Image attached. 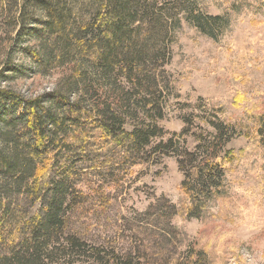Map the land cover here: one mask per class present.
<instances>
[{
	"label": "trees",
	"instance_id": "trees-1",
	"mask_svg": "<svg viewBox=\"0 0 264 264\" xmlns=\"http://www.w3.org/2000/svg\"><path fill=\"white\" fill-rule=\"evenodd\" d=\"M181 15L207 35L221 20L192 0H0V32H13L37 73L60 70L55 87L34 98L0 90V264H72L75 255L96 264H212L203 248L181 249L170 224L152 229V217L176 211L161 198L127 219L135 242L127 249L67 229L87 194L117 199L134 168L157 156L176 157L189 217H201L222 185L229 126L212 123L198 156L182 146L188 128L158 125L169 97H180L165 66ZM3 55L0 82L14 74V53ZM23 203L41 210L27 218Z\"/></svg>",
	"mask_w": 264,
	"mask_h": 264
},
{
	"label": "rangeland",
	"instance_id": "rangeland-1",
	"mask_svg": "<svg viewBox=\"0 0 264 264\" xmlns=\"http://www.w3.org/2000/svg\"><path fill=\"white\" fill-rule=\"evenodd\" d=\"M192 1L198 9L221 20L207 35L181 15L165 66L170 86H176L180 97H169L165 117L158 125L176 133L188 128L182 146L198 156V146L215 133L213 124L229 126L230 137L221 153H226L229 161L222 185L204 199L201 217H189L182 205L180 185L184 176L176 157L157 156L142 168H134L117 199L99 202L95 195L87 194L85 204L70 213L67 229L96 245H108L104 241L111 240L112 245L127 249L135 246L127 219L145 212L161 198L172 203L176 211L152 217V229H166L170 224L169 228L182 236L181 249L190 245L203 248L212 264H264V0ZM13 36L8 30L0 32V69L5 49L14 53L10 57L14 74L6 72L0 90L24 98L52 90L60 70L46 74L34 71L20 52L24 46L16 47ZM20 68L26 74L18 73ZM131 124L129 120L126 128L131 129ZM22 209L29 218L41 206L23 203ZM154 234L158 238L159 232ZM71 261L96 264L77 255Z\"/></svg>",
	"mask_w": 264,
	"mask_h": 264
}]
</instances>
